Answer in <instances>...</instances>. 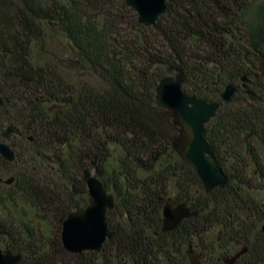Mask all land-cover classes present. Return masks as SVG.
I'll return each instance as SVG.
<instances>
[{"label":"trees","instance_id":"16d2710c","mask_svg":"<svg viewBox=\"0 0 264 264\" xmlns=\"http://www.w3.org/2000/svg\"><path fill=\"white\" fill-rule=\"evenodd\" d=\"M251 1L166 0L145 26L125 0H0L9 85L0 87V132L20 130L9 139L15 159L0 154V247L20 254L17 264H226L244 247L234 264H264V74L239 11ZM53 32L69 52L56 64L32 52ZM262 38L264 56V30ZM170 68L207 101L243 76L263 98L245 108L222 103L206 125L224 188L206 193L172 146L178 128L156 103ZM92 175L115 196L114 235L98 252L72 253L63 221L88 205ZM169 198L198 214L163 232Z\"/></svg>","mask_w":264,"mask_h":264},{"label":"water","instance_id":"95a60500","mask_svg":"<svg viewBox=\"0 0 264 264\" xmlns=\"http://www.w3.org/2000/svg\"><path fill=\"white\" fill-rule=\"evenodd\" d=\"M138 14L139 23L145 26L155 25L157 18L166 10V0H125ZM240 14L245 25L246 44L254 51L258 62V71L264 74V56L260 52L264 30V0H252L248 6H241ZM175 70L176 74L172 72ZM246 76L242 77L245 81ZM188 82L185 72L180 68H170L168 75L163 77L156 89V103L159 107L172 112L173 124L178 128L172 140V146L180 159L189 163L195 170L206 193L214 188H224L228 176L220 165L213 146L207 140L206 125L216 115L222 103L236 108L250 107L252 102L262 100V96L245 85L247 99L238 96L239 84L230 83L224 90L216 94L219 100L207 101L204 98L188 94L183 86ZM4 104L0 88V106ZM13 134H20L19 128L8 125L0 132V154L4 159L13 161L16 153L8 140ZM13 178L6 180L12 183ZM88 205L78 211L69 213L63 221L61 239L64 248L72 253L83 251H100L107 239L114 232L107 223V213L115 206V196L109 192L103 182L95 175L87 180ZM197 211L184 202L174 204L169 198L163 207L162 231L176 229L186 218L197 215ZM264 233V223L261 226ZM244 247L233 255L225 258L226 264H234L245 252ZM20 254H14L8 248L0 247V264H17Z\"/></svg>","mask_w":264,"mask_h":264},{"label":"rangeland","instance_id":"374dc122","mask_svg":"<svg viewBox=\"0 0 264 264\" xmlns=\"http://www.w3.org/2000/svg\"><path fill=\"white\" fill-rule=\"evenodd\" d=\"M63 41H64L63 38L57 32H53L52 34H50L48 36V38L45 41H43V48L41 47V44L38 43L37 46H34L32 52L34 53V55L37 58L44 60V61H52L56 64L57 62H60V60H58V58H61L62 56H68V53H69ZM62 70H61V72L64 75H67V73L64 70L63 71ZM172 74L175 75L176 72H172ZM5 75L6 74L3 71H0V87L1 88L4 85L9 86L8 83L6 81H4L6 78ZM74 77H75V73L72 72L71 78H69V80L72 81L74 79ZM3 129H5V128H3ZM8 142H10V140H8ZM263 160H264V153H263ZM7 178H8V175H5L4 180H6ZM234 253H236V252H233V254ZM217 259H218V256H216V260ZM222 263H223V261H222ZM218 264H221V262H219Z\"/></svg>","mask_w":264,"mask_h":264},{"label":"flooded vegetation","instance_id":"af4514ba","mask_svg":"<svg viewBox=\"0 0 264 264\" xmlns=\"http://www.w3.org/2000/svg\"><path fill=\"white\" fill-rule=\"evenodd\" d=\"M258 68V66H256V69ZM251 83V80L250 79H246L243 83L239 84L240 85V88H239V92H238V96H239V93H241L242 91L245 92V95H246V98L244 99H247L248 98V95L246 93V88H245V85H248ZM249 86V85H248ZM2 95V94H1ZM240 97V96H239ZM241 99V98H240Z\"/></svg>","mask_w":264,"mask_h":264}]
</instances>
